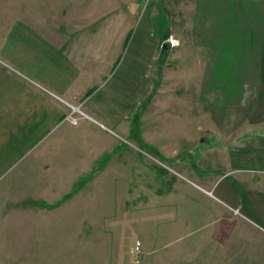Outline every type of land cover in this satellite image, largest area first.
Segmentation results:
<instances>
[{
	"label": "crops",
	"instance_id": "0c3cea01",
	"mask_svg": "<svg viewBox=\"0 0 264 264\" xmlns=\"http://www.w3.org/2000/svg\"><path fill=\"white\" fill-rule=\"evenodd\" d=\"M79 1L74 9H85L88 0ZM180 1H191L198 24L220 0ZM79 13L43 19V32L23 23L0 31V176L32 154L33 168L65 170L74 178L69 184L108 186L98 195L96 214L112 217L115 235L117 227L120 237L128 232L137 264H264V176H251L236 160L233 144L242 141L227 144L215 131H196L184 113L148 118L159 87L151 68L156 35L146 27L145 46L132 58L121 52L115 58L105 35L71 31L73 23L100 21L98 12L91 22ZM163 15L171 18L163 10L148 13L146 24ZM244 21L252 25L249 17ZM73 108L88 116L76 126L66 121ZM210 165L221 167L223 176L200 173ZM238 208L262 224L248 228L249 220L234 214Z\"/></svg>",
	"mask_w": 264,
	"mask_h": 264
},
{
	"label": "rangeland",
	"instance_id": "374dc122",
	"mask_svg": "<svg viewBox=\"0 0 264 264\" xmlns=\"http://www.w3.org/2000/svg\"><path fill=\"white\" fill-rule=\"evenodd\" d=\"M160 1L88 0L85 9H74L81 1L0 0V31L23 23L28 31L43 32L41 21L47 17L77 10L88 13L91 22L98 12L97 24L73 23L71 31L103 34L105 44L114 45L115 58L120 52L122 58L130 54L132 58L133 51L145 46L148 27V34L156 35L151 68L152 80L159 86L146 110L148 118L184 113L185 123L194 122L196 131H215L227 144L241 140L233 144L238 149L233 151L236 160L252 169L251 176H264V0H248V9L244 2L217 1L216 6H207L211 9L198 24L191 1ZM162 10L171 18H153L154 24L148 26L147 14L156 16ZM168 21L173 23L164 24ZM164 44L170 45L165 53ZM236 131L250 135L238 138ZM206 145L197 143L196 148ZM31 156L0 176V264H137L139 258L130 253L135 242L128 232L126 238L120 237L117 227L115 235L112 217L96 214L98 195L108 186L69 184L74 178H68L65 170L33 168ZM207 168L200 173L213 177L225 173L221 167ZM247 220L248 228L262 224L255 216Z\"/></svg>",
	"mask_w": 264,
	"mask_h": 264
},
{
	"label": "built area",
	"instance_id": "2783aa9c",
	"mask_svg": "<svg viewBox=\"0 0 264 264\" xmlns=\"http://www.w3.org/2000/svg\"><path fill=\"white\" fill-rule=\"evenodd\" d=\"M87 118H88V116L85 113H83L79 108H73L71 113L69 115H67L66 121L72 125H78L81 120L87 119ZM153 160L155 162H157L158 164L163 165L157 159L153 158ZM234 213H235V215H241L239 210H234ZM139 250H140V245L138 244L136 246V249H135L136 254L139 252Z\"/></svg>",
	"mask_w": 264,
	"mask_h": 264
},
{
	"label": "water",
	"instance_id": "95a60500",
	"mask_svg": "<svg viewBox=\"0 0 264 264\" xmlns=\"http://www.w3.org/2000/svg\"><path fill=\"white\" fill-rule=\"evenodd\" d=\"M170 45L169 44H164V53L167 52V50H169Z\"/></svg>",
	"mask_w": 264,
	"mask_h": 264
}]
</instances>
